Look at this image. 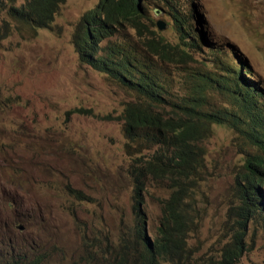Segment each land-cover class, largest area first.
I'll return each instance as SVG.
<instances>
[{
    "label": "rangeland",
    "instance_id": "rangeland-1",
    "mask_svg": "<svg viewBox=\"0 0 264 264\" xmlns=\"http://www.w3.org/2000/svg\"><path fill=\"white\" fill-rule=\"evenodd\" d=\"M184 1V16L195 32L192 3L207 21L209 37L235 44L264 80V0ZM98 2L67 0L52 27L37 30L7 19L0 10V197L17 241L32 257L44 256L41 264H105L96 250L109 253L133 233V173L157 151L126 137L124 110L137 96L82 64L75 51V28ZM152 15L156 24H166L156 31L191 55L176 57L173 98L179 101L193 95L200 74L207 73L208 47L197 32L201 50L192 40L183 45L170 16ZM5 23L9 32L4 38ZM208 95L210 108L231 105L221 92ZM170 105L162 108L163 116L177 118ZM198 145L205 167L196 178L177 175L174 182L147 185L145 231L152 239L174 185H184L189 196L179 207L189 226L186 263L221 264L239 231L235 184L249 149L222 125H214ZM245 234L239 264H264V224L251 219Z\"/></svg>",
    "mask_w": 264,
    "mask_h": 264
},
{
    "label": "trees",
    "instance_id": "trees-1",
    "mask_svg": "<svg viewBox=\"0 0 264 264\" xmlns=\"http://www.w3.org/2000/svg\"><path fill=\"white\" fill-rule=\"evenodd\" d=\"M66 2L0 0V10L7 19L33 30L49 29ZM187 6L184 0H99L81 17L73 34L74 48L82 64L105 74L119 88L137 96L138 100L124 110L127 139L133 144L157 147L133 173V233L125 235L109 253L100 247L96 250L101 252L105 264H187L189 226L179 206L183 196H189L188 189L174 185L152 239L145 231L144 193L148 184H168L177 175L179 179L191 180L201 174L205 167L204 150L198 143L212 132L214 125L232 130L249 149L235 184L241 213L239 231L224 250L221 264H239L251 219L258 218L264 224V80L235 44L212 40L205 31L207 73L200 74L193 95L175 101L176 57L183 55L191 59V55L156 31L152 12L170 16L183 45H191L187 40H192L201 50L197 33L184 16ZM190 6L191 18L197 22L203 15L195 3ZM5 25L4 38L9 32L8 24ZM216 91L230 101L229 107L210 108L208 94ZM169 105L177 118L163 116L162 108ZM72 193L84 198L81 192ZM2 203L0 197V244L3 245L0 264H41L44 256L32 257L17 241L9 219L4 218L7 211Z\"/></svg>",
    "mask_w": 264,
    "mask_h": 264
},
{
    "label": "water",
    "instance_id": "water-1",
    "mask_svg": "<svg viewBox=\"0 0 264 264\" xmlns=\"http://www.w3.org/2000/svg\"><path fill=\"white\" fill-rule=\"evenodd\" d=\"M206 24H207V21L205 20L204 16H202V17L199 16L198 21H197V25H196V32L198 33L199 38L202 41V43H203L204 36H206V33H205ZM157 27L159 30H164V29H166V24L162 21H159L157 23ZM18 228L21 231H23L25 229V227L23 225H20Z\"/></svg>",
    "mask_w": 264,
    "mask_h": 264
}]
</instances>
